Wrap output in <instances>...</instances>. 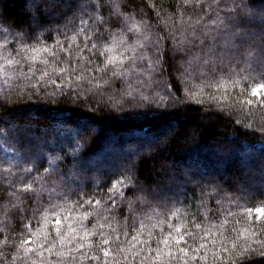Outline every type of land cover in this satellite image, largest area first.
Instances as JSON below:
<instances>
[{"label": "trees", "instance_id": "obj_1", "mask_svg": "<svg viewBox=\"0 0 264 264\" xmlns=\"http://www.w3.org/2000/svg\"><path fill=\"white\" fill-rule=\"evenodd\" d=\"M121 2L130 15L137 20H147L152 32H159L164 37L159 44L160 62L149 63L150 60L155 61L157 49L146 44L144 49L137 50L132 71L125 73L121 69L122 75L113 77L110 70H114V66H108L110 70L105 79L112 82V87L97 85L103 90L101 95L93 89V84L104 75L99 68L103 66L107 53L101 54L96 49L89 51L91 42L86 41L83 34L78 35L75 42L70 40L81 26V12L75 6L66 15L61 10L49 14L41 8L40 26L37 27L32 22L34 9L30 0H0V13L8 24L13 25L9 28L11 35L0 32V39L8 36L12 40L9 45L12 55L23 61L17 68H22L34 80L46 71L48 76L45 80L50 77L56 81V84L42 87L38 94L33 95L23 78L5 84L0 77V129H4V133L0 134V205L8 203L5 191L7 180L15 182L23 177L31 182V178L37 175L47 176L44 169L49 168L48 158L59 155L61 159L52 167L64 178L61 190L68 193V206L73 213L93 212L84 221L88 228L96 222L94 209L108 206L110 198L115 199L120 209L115 213L117 219L123 221L129 216L127 201L134 198L131 195H144L146 202L137 200L134 204L136 221L128 229L129 236L121 235L117 243L131 239L135 235L134 229H139L140 221L147 226L141 239H148L150 230L152 238L149 243L153 248L161 238V227L166 234L170 231L169 222L176 225L181 221L184 222L181 231L190 233L185 237L188 245L196 247L203 242L211 248L212 238L219 240L221 233L230 242L235 239V230L241 228L248 217L245 209L264 207V134L243 126L249 120L247 114L250 109L256 113L257 122L264 116V109L258 108L256 103L252 106L243 103L252 98L251 89L257 83H264V76L260 75L264 68L255 61L260 45L259 34L250 49L253 58L247 64L243 59H237L231 66L226 64L222 70L209 73L206 67L196 62L189 63L195 54L200 53L198 47L174 50L173 33L179 38L177 29L186 27L181 24V17L187 21L190 16L195 20L203 15L196 0H189L187 4L185 0ZM209 2L201 0L205 10ZM34 3L42 4V0H34ZM72 3L75 5L77 0H72ZM252 4L259 6L264 4V0H252ZM103 15L106 23L97 25L99 32L88 34L95 40V36L102 33L104 42L110 43L109 31L116 32L120 26L115 18H109L107 8ZM93 23L89 21L90 25ZM16 33H20L23 39L17 36L13 40ZM128 35L129 41L134 39L133 34ZM57 39L63 43V48L56 45ZM17 40L29 46L43 41L53 54L41 53L40 60L28 61L17 55ZM85 44L88 46L85 47ZM142 52L144 58L140 59ZM44 59L48 64L42 62ZM123 63L124 68H128L133 61L125 60ZM30 67L33 69L31 73ZM61 68L65 71L60 72ZM81 73L85 78L76 81V76ZM65 81H72L73 85L80 87L72 88ZM57 85L63 88V92L45 95ZM165 85L180 98L179 103L169 101L167 110H154L155 105L147 111L135 107L141 95L155 97L158 92L165 95ZM21 89H24L23 94ZM127 92H131V96L125 99L132 103H126L123 111H117L109 97L119 99ZM189 93L196 96V100L190 99ZM218 105L231 107L221 108ZM18 125L28 129V133L18 134ZM90 131L93 134L85 145L74 152L80 138ZM213 160L219 163L220 168L209 164ZM241 163L251 166L252 171ZM26 168L39 171L29 175L23 171ZM4 169H10L12 176H7ZM124 176L132 177V186L126 187L127 181L123 185L117 183ZM113 184L116 190L109 191ZM214 188L225 190L220 193V203H216L214 195L202 207V192H212ZM17 190L23 191L19 183ZM120 192L126 193L125 197H121ZM96 200H100L101 205H96ZM58 201L63 202L62 198H54L51 203ZM48 206V193H44L39 211H32L35 201L31 199L25 201L27 211L13 209L5 216L0 209V228L4 229L0 232V241L7 237V244H0V251L6 255L14 252V244L42 228L43 212ZM206 208L209 209L207 213ZM177 209L178 216H172ZM229 212L233 215H228ZM63 215L60 217L62 221ZM149 216L151 220L147 218ZM160 220L164 221L160 227H151ZM224 220L228 223L221 230ZM196 223L201 225L200 229L195 228ZM211 225L216 227L204 237L203 229ZM47 230L50 240L57 239L53 223L47 225ZM91 239L95 244L100 237L94 234ZM210 260L211 253L208 264ZM244 264H264V257H253Z\"/></svg>", "mask_w": 264, "mask_h": 264}, {"label": "snow or ice", "instance_id": "obj_2", "mask_svg": "<svg viewBox=\"0 0 264 264\" xmlns=\"http://www.w3.org/2000/svg\"><path fill=\"white\" fill-rule=\"evenodd\" d=\"M31 7L34 9L32 15V22L37 27L40 26L41 8L46 9L49 14H55L57 10H61V13L66 15L74 6L81 12L80 27L71 36L70 40L75 42L78 35L83 34L85 40L91 42V49H96L101 54L107 53L105 62L99 71L104 75L100 76L93 84V89L103 95V90L98 88L97 85H106L109 88L112 87V82L109 79H105L109 65L114 66L112 76L117 77L122 75L121 64L124 62V58L121 57L117 61L116 57L110 54L109 43H105L103 40V34L95 36L89 35V32L93 34L99 32L98 24H105V16L103 15L104 9H108L109 18H115L116 23L119 24V28L116 32L109 31L111 36V45L115 46L122 43L125 39H129V33L135 35V45L131 46L134 53L132 60L137 58V48L144 49L146 44H150L157 49L155 61H149V63L155 64L160 62L159 44L161 36L159 32L153 33L151 30V24L145 20H137L135 16L130 15L123 7L121 0H77V3L73 5L72 0H42V4L34 3V0H30ZM189 0H185L187 4ZM196 5L200 7L203 15H199L195 20H192L191 16L187 21L181 17V24L186 25L177 29L180 32L179 38L173 37L175 40L174 50L184 51L186 47L193 46L200 49V53L195 54L192 57V62H196L201 67H206L209 73H214L217 70H222L227 64L231 66L232 62L237 59H243L247 64L250 58H253V53L250 49L254 46V38L259 34L260 45L258 47L257 59L259 66L264 68V4L254 6L252 0H210L207 4V10L204 9L201 0H196ZM87 16V19H85ZM89 21H94L93 24H89ZM168 23V21H165ZM5 25H8L7 27ZM13 25L8 24L7 19L0 13V32L9 33V28ZM67 27V25L65 26ZM127 34V36H126ZM11 35V33H9ZM23 39L20 33H16L13 40L16 37ZM12 40L5 36L0 39V77H3L5 84H11V82L23 78L26 85L32 91L33 95L40 92L42 87H47L49 84H56V81L48 76L46 71L42 72L39 79L34 80L32 76L25 73L22 68L17 72L16 68L11 71H4L5 65H15L20 59H17L12 55V50L9 48ZM19 47L17 52L18 56L27 57L31 53L40 55L41 53H49L51 49L44 46V42L40 41L38 45L29 46L26 43H19L16 41ZM56 45L63 48V43L57 39ZM88 45L85 44V47ZM68 51V49H63ZM140 59L144 58V53H140ZM42 62L48 63L47 59ZM89 63H92L89 61ZM83 68V64L80 65ZM95 67V65H94ZM33 69L29 68V73ZM60 72H64L65 69H59ZM264 76V72L260 73ZM83 73L76 76V81L84 79ZM246 79V77H244ZM92 82L91 80L89 81ZM65 83L72 88H79L80 85H73L72 81H65ZM165 95H160L158 92L155 97H149L141 95L139 101L136 102L135 107L140 108L143 111H147L148 108L155 105L154 110H167L169 101L173 104L179 103L180 98L173 95L168 86L165 85ZM23 94L24 89H21ZM56 91L63 92V88L57 85L50 93L45 95H55ZM91 91V89H90ZM187 93L188 90L185 89ZM79 95V93H77ZM189 98L196 100V96L191 93L188 94ZM126 96H131V92L123 93L119 99L112 100V107L117 111H123V107L126 103H132L125 99ZM251 97L246 99L243 103L252 106L257 104L258 108L264 109V83H257L251 89ZM259 97L258 100L255 98ZM136 98L134 97L133 100ZM147 102V103H145ZM199 102V101H198ZM221 108H230L229 105H218ZM249 120L247 123H243V126L249 129H254L264 134V116H261L259 121L256 120V113L249 110L247 114ZM24 122L23 124H27ZM28 129L22 126H17L16 132L18 134H27ZM4 133V129H0V134ZM93 133L90 131L87 135L80 138L77 142L74 152L80 150L85 145L87 139ZM61 157L56 155L48 158L49 168H45L44 171L48 173L47 176H35L31 178V182L25 181L23 177L18 181L7 180L8 187L5 189L8 196V203L6 205H0V209L3 210L5 216L8 215L10 210L27 211L24 207L25 201L31 199L35 201V207L32 211H39L42 206L44 193H48L49 206L44 209L43 221L44 226L37 229L35 232H31L29 226L30 235L19 240L18 244H14V252L5 254L4 251H0V264H208L209 254L211 253L210 264H244L246 260L253 257H264V207L247 208L245 211L248 214L247 219L244 221L241 228L235 230V239L228 241L227 237L221 233V238L213 237L211 240L212 247L209 248L206 243L201 242L199 246L193 247L188 245L185 239V233L181 231L184 224L183 221L173 225L168 223V231L164 233L161 227V238L157 241L155 248L151 246L149 241L152 238V232L148 231V239H141L142 233L146 230L147 226L144 221H140L139 229H134L135 235L131 236V239L125 242L117 243L121 239V235L124 237L129 236V227L135 224L136 214L134 211V204L137 200L146 202L144 196H137L133 193L131 196L136 199H129L127 201L128 217H125L123 221L118 220L115 213L120 209L116 205L114 198H110V204L108 206H101L94 209L96 215V222L91 228L85 226L84 221L87 220L93 212L84 211L82 213H73V209L68 206V193L61 190V185L64 182V178L61 173L53 168L52 165ZM7 176H12L10 169L3 170ZM23 171L29 175L33 171H39L36 168H26ZM127 181L128 186L133 185V179L131 176H124L118 180L117 183L124 184ZM17 183L22 186L23 191L17 190ZM36 184L37 187H33ZM116 190V185H111L109 191ZM225 191L224 189L214 188L212 192H202L201 206L203 207L206 202L211 200L215 195L216 203H220V193ZM121 197H125L126 193L120 192ZM129 195V194H127ZM54 198H62L63 202L51 203ZM88 203H91L90 201ZM96 205H101L100 200L95 201ZM209 209H205L207 213ZM179 209L172 212V216H178ZM63 215V221L61 220V214ZM71 214V218L70 215ZM255 214V215H254ZM228 215H233L229 212ZM55 217L53 220L52 218ZM149 220L151 216L147 217ZM131 219V224L129 223ZM103 221V222H101ZM53 223L55 227V233L57 239L50 240L47 230V225ZM164 223L163 220L157 221L152 224L151 227H160ZM228 221L224 220L220 225V229L224 228V225ZM196 229H200L201 225L196 223ZM216 225L206 226L203 229L204 237L209 236L212 233ZM104 229H110V231H104ZM4 229L0 228V232ZM94 234H98L100 237L99 242L95 243L91 239ZM203 240V237H201ZM0 244H7V237ZM115 245V247H113ZM55 257V259H52Z\"/></svg>", "mask_w": 264, "mask_h": 264}, {"label": "clouds", "instance_id": "obj_3", "mask_svg": "<svg viewBox=\"0 0 264 264\" xmlns=\"http://www.w3.org/2000/svg\"><path fill=\"white\" fill-rule=\"evenodd\" d=\"M126 36H127V34H126ZM135 41H136V37L134 35V39H132L131 41H129V39H125L122 43L115 45V46L111 45V42H110L109 43L110 54L113 55L114 57H116L117 61H119L121 57L124 58V61L125 60L133 61L132 57H133L134 53L132 51L131 46L135 45ZM137 50H138V48H137ZM126 53H131L132 55H126ZM25 58L28 61H37V60H40V55H37L36 53H31ZM22 63H23V61L20 60L15 65H5L4 71L7 72V71H11L13 68H16V70L18 72L20 68H17V65H21ZM44 64H48V63H44ZM133 67H134V61H133L132 65H129L128 68H124V63L121 64V69H124L125 73L132 71ZM0 75H3V73H0ZM137 196L139 197V196H144V195L141 193V194H138ZM133 199H136V198L134 197Z\"/></svg>", "mask_w": 264, "mask_h": 264}, {"label": "rangeland", "instance_id": "obj_4", "mask_svg": "<svg viewBox=\"0 0 264 264\" xmlns=\"http://www.w3.org/2000/svg\"><path fill=\"white\" fill-rule=\"evenodd\" d=\"M255 61H257V59H255ZM91 128V127H90ZM210 165H212V167H216V168H220V165H219V163L217 162V161H214L213 160V162H211V163H209ZM241 165L243 166V167H245V168H247L248 169V171H252V168H251V166H246V165H244V164H242L241 163ZM246 179V178H245ZM247 180V179H246ZM246 180L244 181L245 183H246ZM264 184V183H263ZM241 190H243L242 189V187H239Z\"/></svg>", "mask_w": 264, "mask_h": 264}]
</instances>
